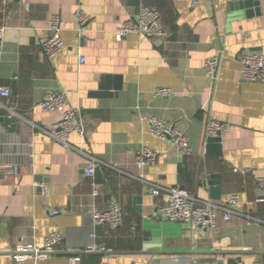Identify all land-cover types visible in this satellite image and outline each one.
Returning <instances> with one entry per match:
<instances>
[{
    "label": "crops",
    "instance_id": "0c3cea01",
    "mask_svg": "<svg viewBox=\"0 0 264 264\" xmlns=\"http://www.w3.org/2000/svg\"><path fill=\"white\" fill-rule=\"evenodd\" d=\"M243 1L193 6L192 0H148L162 15L169 38L131 35L118 42L117 30L138 14L141 0H0V27L7 28L0 43V87L11 91L8 98L0 96V113L10 117L13 110L19 115L13 118L21 120L16 132L0 126V165L21 171L8 182L0 179V264H16L17 246L42 248L55 231L63 242L39 264H76L77 256L88 264L163 259L264 264V204L257 202L264 196L257 185L264 177V84L245 83L240 63L244 54H264V0H252V15L235 9ZM81 13L89 17L82 44ZM53 15L61 17L64 49L49 60L41 43ZM218 56L221 66L212 80L205 64ZM105 83L108 97L98 95ZM160 88L171 96L155 98ZM63 91L80 110L87 134L85 140L72 136L70 143L105 164L94 179L85 177L88 159L82 153L42 131L55 128L62 113L43 112L39 103ZM152 117L174 123L189 137L190 151L154 136ZM209 118L229 126L220 154L203 153ZM144 148L157 153L158 161L140 168L136 154ZM213 175L219 185L204 186ZM144 182L184 187L200 200L218 203L239 194L240 213L255 220L219 217L216 230L162 221L167 197L154 196ZM112 202L122 208L123 225L95 226L93 207L104 210ZM53 210L60 214L51 216ZM90 244L98 250L86 253Z\"/></svg>",
    "mask_w": 264,
    "mask_h": 264
},
{
    "label": "built area",
    "instance_id": "2783aa9c",
    "mask_svg": "<svg viewBox=\"0 0 264 264\" xmlns=\"http://www.w3.org/2000/svg\"><path fill=\"white\" fill-rule=\"evenodd\" d=\"M142 6L136 16L127 20L116 32V40L122 42L131 35H140L152 40L166 41L169 38V33L166 30L162 15L160 12L147 4L148 0H141ZM204 2V0H192L193 6H197ZM79 28L77 30V37L82 44L85 36V26L89 22V17L81 13L78 18ZM61 17L53 15L50 18L49 35L41 43L44 55L52 60L59 56L64 49V42L62 39ZM7 28L0 27V43L4 40ZM86 58L79 56V63L84 64ZM241 76L245 83L264 84V54L252 53L244 54L240 58ZM221 66V56L208 60L205 64V70L212 80H216L217 74ZM11 91L0 87V96L8 98ZM171 96V91L167 88L157 89L154 93L155 98H168ZM1 105V104H0ZM2 107V106H0ZM39 108L43 112H60L62 119L60 123L51 130L42 129V131L50 136L52 139L60 142L68 150H76L82 153L87 159L88 163L85 168V177L94 179L100 166L105 165L101 160L95 157L92 153L76 148L72 145L69 139L72 136H78L85 140L87 134L81 119L80 110L69 105L68 94L63 91L60 93H50L45 95L43 100L39 103ZM8 109V108H7ZM10 118L18 116L10 110ZM3 115L0 113V120ZM151 125V133L159 139L168 142L175 150L183 153L190 151V139L176 125L164 119L152 117L149 119ZM229 130V126L209 118L205 127L206 142L209 138L217 137L218 134H223ZM204 155L207 154L206 148L203 150ZM158 161V154L151 149L144 148L137 152L136 163L140 168H147L153 166ZM235 172L245 174L244 170L235 169ZM20 168L18 166H4L0 165V179L8 182L13 178L20 176ZM146 183V182H144ZM151 186L152 194L156 197L165 194L167 197L166 204L160 208V219L162 221L186 223L199 228L209 230L217 229L218 218L222 217L225 222L231 221L234 217H243L248 222L255 219L248 214H242L239 211L241 205L239 194L230 196L227 202L218 203L213 201L200 200L193 196L191 192L183 187H162L159 185L149 184ZM257 185L264 190V177L257 179ZM100 191L94 190V197L98 198ZM258 203L264 204V196L260 197ZM51 216H57L60 211L53 210L50 212ZM92 218L95 226H109L117 229L124 223V216L121 206L117 202H112L107 209H100L95 205L92 209ZM96 235L91 234V238L95 239ZM63 242V236L59 231L49 234L42 248L33 244L19 245L13 253V259L16 264H39L48 258L49 255L58 251ZM95 244H90L85 250L86 253L97 251ZM76 264H88L83 261L81 256L74 259Z\"/></svg>",
    "mask_w": 264,
    "mask_h": 264
},
{
    "label": "water",
    "instance_id": "95a60500",
    "mask_svg": "<svg viewBox=\"0 0 264 264\" xmlns=\"http://www.w3.org/2000/svg\"><path fill=\"white\" fill-rule=\"evenodd\" d=\"M255 2L252 0H247L240 2L239 4H235V9H247V15H252L254 11L253 6ZM108 89L110 90V86L105 83L104 85L101 86V91L98 95L102 97H108L110 94L107 93ZM115 89H121L120 87L115 88ZM105 91V92H103ZM21 124V120L18 118H10L8 116L3 117L0 120V126L2 128H5L11 132H16L19 130ZM207 148L206 151L208 154L212 153H219L220 154V149H221V143H222V134H218L217 137H212L207 140ZM218 176L213 175L209 176L206 180L202 182L204 186L210 185V186H216L219 185V181H217ZM184 188V187H183ZM42 191V189H40ZM152 264H191L190 260H173V259H163L159 261H155ZM207 264H238L236 260L230 259L226 263L224 262H215V263H207Z\"/></svg>",
    "mask_w": 264,
    "mask_h": 264
}]
</instances>
